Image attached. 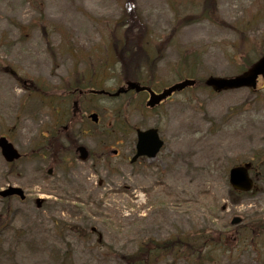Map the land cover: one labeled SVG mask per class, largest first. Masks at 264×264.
<instances>
[{
    "label": "rangeland",
    "instance_id": "374dc122",
    "mask_svg": "<svg viewBox=\"0 0 264 264\" xmlns=\"http://www.w3.org/2000/svg\"><path fill=\"white\" fill-rule=\"evenodd\" d=\"M122 2L0 0V65L15 69L27 87L0 70V135L22 153L11 168L0 155V188L19 185L28 196L0 199V217L6 211L10 221L0 233V264H133L122 256L154 239L173 257L159 264H264V77L255 90L186 88L154 111L138 97L88 94L78 98L79 121L71 119L77 93L66 91L82 74L95 73V87L111 90L133 76L127 64L138 65L137 50L120 59L122 67L117 57L116 38L128 25L118 24ZM135 4L145 23L136 43L149 38L156 55L162 51L143 70L155 88L184 76L177 66L183 55L201 57L193 73L204 78L236 75L264 53V0H213L221 18L214 23L179 21L196 13L197 0ZM30 81L45 93L30 89ZM90 111L103 119L86 120ZM149 126L164 146L156 157L130 163L134 128ZM78 143L91 158L78 159ZM247 160L258 189L231 196L228 170ZM234 215L242 217L237 225L230 224ZM185 237L183 255L173 245ZM204 239L210 251L201 247ZM197 247L214 259L185 256Z\"/></svg>",
    "mask_w": 264,
    "mask_h": 264
},
{
    "label": "water",
    "instance_id": "95a60500",
    "mask_svg": "<svg viewBox=\"0 0 264 264\" xmlns=\"http://www.w3.org/2000/svg\"><path fill=\"white\" fill-rule=\"evenodd\" d=\"M264 73V57H262L251 69V71L244 76L235 77V78H209L206 81V84L213 86L215 89H223L229 87H238L242 85H255V80L259 74ZM193 83V80H184L182 82H178L166 88L158 95L151 97L149 101L150 105H153L156 102H159L162 98H165L167 95H170L172 91L179 90L186 85H190ZM130 88L139 89V86L136 83L128 82ZM91 117L96 120V114H92ZM162 141L158 138L157 130L155 128H149L146 131H138V142H137V154H145L147 156H154L161 146ZM0 146L2 149V154L5 156L7 160H12L15 157H18L17 151L13 148L11 143H8L5 138H0ZM82 152V157L86 156L85 149L80 148ZM248 164L243 166H237L231 168L229 172V181L233 185L234 188L241 190H248L251 185V179L247 173ZM18 193L21 194V190L19 188L9 187L6 190L0 192L2 195H6L9 193ZM239 217H234L232 222H239Z\"/></svg>",
    "mask_w": 264,
    "mask_h": 264
},
{
    "label": "trees",
    "instance_id": "16d2710c",
    "mask_svg": "<svg viewBox=\"0 0 264 264\" xmlns=\"http://www.w3.org/2000/svg\"><path fill=\"white\" fill-rule=\"evenodd\" d=\"M213 0H205V3H203L204 8L212 6ZM148 51V50H147ZM192 55H183V62L187 66L180 67V70H193L195 64L198 63L197 58H190ZM190 58V59H189ZM251 63L250 60H247V65ZM0 217V225H5L8 221V215L7 212L1 215ZM196 251V250H195ZM178 252V251H177ZM70 253V250L66 251L65 256L68 257ZM169 250H166V246L160 243L157 240H150L148 242H141V245L136 251H133L131 254L127 256H122L125 258V260L128 262H134V264H159L162 260L173 258L171 254H169ZM179 258L178 255L175 254L174 259ZM198 258H201V256H198Z\"/></svg>",
    "mask_w": 264,
    "mask_h": 264
}]
</instances>
